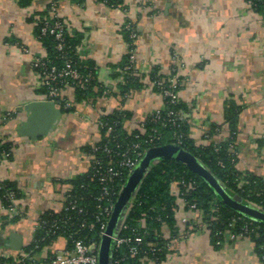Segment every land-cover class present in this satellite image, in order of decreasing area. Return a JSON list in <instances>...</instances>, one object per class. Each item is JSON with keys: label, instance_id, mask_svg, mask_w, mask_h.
<instances>
[{"label": "crops", "instance_id": "obj_1", "mask_svg": "<svg viewBox=\"0 0 264 264\" xmlns=\"http://www.w3.org/2000/svg\"><path fill=\"white\" fill-rule=\"evenodd\" d=\"M52 1L22 5L19 0H0V138L13 144V156L0 160V180L16 185L21 211L18 218L7 211L0 215V259L19 262L30 256L42 264L67 246L59 237L33 255L24 252L40 216L50 209L62 210L68 180L90 168L92 156L86 149L102 137L98 120L122 110L128 115L124 129L131 132L164 108V97L149 79L155 68L164 78L176 73L179 101L187 107L183 114L196 144H206L204 131L212 124L221 127L210 143L226 140L225 102L231 99L241 106L237 168L264 178V17L246 0H116L117 5L55 0L68 34L80 40L79 58L97 68L95 91L103 88L83 101H76L73 87L66 88L67 98L73 100L71 110L47 98L33 65L35 57L47 54L36 29L45 13L50 15ZM128 22L137 31L134 71L143 85L123 94L122 63L130 53L124 32ZM38 100L51 102L53 121L44 135L31 136L22 131L31 116L28 105ZM178 205L179 234L171 239L161 264H263L251 237L233 238L227 232L216 246L200 212L186 210L181 198ZM189 222L199 225L187 229ZM170 235L165 230V236Z\"/></svg>", "mask_w": 264, "mask_h": 264}, {"label": "trees", "instance_id": "obj_2", "mask_svg": "<svg viewBox=\"0 0 264 264\" xmlns=\"http://www.w3.org/2000/svg\"><path fill=\"white\" fill-rule=\"evenodd\" d=\"M30 1L19 0L22 5H27ZM103 1L110 5L118 4L116 0ZM252 1L253 9L264 17V0ZM47 14L48 12L45 13V16L48 17ZM43 26L44 19H41L37 25L36 35L46 48V64L61 67L69 58L76 64L82 74L91 77V80L84 87H80L70 80L69 85L75 90L76 101L87 100L96 93H102L103 88L100 87L98 92L95 91V87L98 85L95 64L92 61H82L78 56L79 38L70 36L67 33L63 41L64 48L60 50L57 48L58 41L53 35L42 34ZM124 32L131 51L134 49L136 38H133L132 31L125 27ZM134 32L137 34L135 27ZM130 64L131 53L125 56L122 68L125 70V67ZM142 79V76L134 71L133 66L129 70H125V83L121 86V93L127 94L132 89L140 87L143 85ZM149 79L152 82L162 80L166 86L168 85L167 78L159 74L157 68L149 74ZM41 87L46 89L44 86ZM153 87L156 91L161 92L157 84ZM180 88L181 84L179 82L176 90ZM164 101L165 110L162 117L165 119L155 120L152 115H149L145 121L146 132L144 133H140L138 129L131 132L124 129L123 122L128 115L122 110L101 117L107 126L101 128L102 137L95 144L99 148L94 150V146H92L86 149L92 156L90 168L87 172L68 180L67 183L70 186L68 194L70 196L64 203L62 210L50 209L40 216L33 240L27 245L24 252L33 255L32 253L40 252L59 237H64L67 240L68 247L72 246L75 239H82L87 244L90 242L100 243L101 222L97 216L105 203V198L100 199L104 183L100 181L98 166L95 165L94 159L102 161L100 171L103 170L104 172V165L109 159L107 154L103 152L104 146L122 152L138 143L140 150L145 152V150L156 146L171 143L178 144L191 152L208 168L227 193L264 210V178L253 174H242L237 168L238 160L235 148L238 136V119L242 111L241 106L231 99L225 102L224 122L227 124L229 136L224 141H213L208 145H204L196 144L189 136L190 125L186 119H178L175 124L167 121L169 112H183L186 111L187 107L180 101L171 103L170 98L166 96ZM59 102L64 110L72 109V107L66 108L64 101ZM109 126H112L113 130L109 136H106ZM220 127L219 124H212L210 129L212 135ZM154 135L157 136L153 137ZM12 150V142L3 141L0 138V159L2 152L10 153L9 158H11L13 156ZM129 154L131 157L133 156L132 150L129 151ZM126 175L127 171L125 170L124 179L117 176L112 182H109L113 190L119 191L122 183L126 182ZM174 184L178 186L180 191L177 195L173 193ZM10 192L20 198V191L13 182L0 180V198L3 204H8L7 194ZM180 198L187 203L185 205L186 210L191 209V204H196L195 210H198L201 214V223L202 225H208L207 229L210 231L212 242L216 246L221 244L227 232L238 236L245 227L246 222L258 227L259 235L251 233L248 236L255 241L257 252L260 255L259 245L264 236V222L249 218L224 204L209 183L182 162L175 159H163L151 163V167L144 175L132 198L133 202L124 216L127 228L121 227L118 231L121 236L134 237L139 234L144 237L142 244L139 246V254L131 257L129 255V245H123L120 248L113 249V259L120 260L121 264H148L150 261L161 264L164 262L170 251L168 244L171 239L179 234L177 213L179 210L178 199ZM72 204L75 207H72ZM65 207L69 208L66 209ZM19 216L20 214L14 215L13 218ZM235 218L237 220L233 221ZM198 225L189 222L187 229H195ZM165 230L171 231L170 238L165 236ZM151 248H155V250L152 251ZM0 264L38 263L27 256L25 259L21 257L19 262L2 258Z\"/></svg>", "mask_w": 264, "mask_h": 264}, {"label": "built area", "instance_id": "obj_3", "mask_svg": "<svg viewBox=\"0 0 264 264\" xmlns=\"http://www.w3.org/2000/svg\"><path fill=\"white\" fill-rule=\"evenodd\" d=\"M246 1L248 5L253 9V1L252 0H246ZM48 10L50 12V15L48 17L43 18L44 26L42 27V34L53 35L54 38L58 41L57 48L62 50L64 48V43H63L64 38L68 33L67 25L58 15V3L55 0L51 2ZM124 27L132 31L133 38L137 37V34L134 32V27L131 23H126ZM21 47L24 50V52L29 51L27 48L23 46ZM130 53H131V64L127 65L125 67V70H129L132 66L134 67V51L131 50ZM46 58H47V54H44L42 56L35 57L33 61V65L36 70L40 86H44L46 88L47 98L49 100L64 101L66 108L72 107L73 100H70V98H67L66 96V88L71 87L69 85L70 80L73 81L74 84L80 87H84L91 80V77L89 75L82 74L78 70L76 64L73 63L72 60L69 58L66 59L64 65L61 67L53 64L47 65ZM166 82L168 83L167 86L164 84V81L162 80L161 81L156 80L152 82V84L153 86L157 84L160 87L161 89L160 94H162L164 98L165 96L169 97L171 103H177L179 101V92L176 89L179 85V80L177 78L176 73H173L171 77L167 78ZM164 110H165V106L163 109L156 110L155 112L149 115H152L155 120H163L165 119L162 117V113ZM146 119L143 122H141L137 128L140 133L146 132V127H145ZM167 119L168 122H172L173 124H175L176 120L185 119V118L183 112L179 111V112H169ZM98 125L100 126V128L107 126V124L104 122L102 118L98 120ZM112 130L113 127L109 126L108 131L106 132V136H109ZM157 135H154L153 137H156ZM211 138H212L211 131L205 130L204 140L206 141V144L204 145L210 144ZM98 148H99L98 146L94 145V150H97ZM130 150H132L133 152L132 157L129 154ZM146 151L147 150H145V152L144 150H140V145L138 143L133 144L130 148L122 152L117 150H112L108 146H104L103 152H105L109 157L108 162L104 165L105 167L104 172L103 170L100 171L102 168L100 166L102 161L98 159H94L95 165L98 166V174L100 181L104 183L100 199L105 198V203L101 207V211L97 216L98 220L101 222V237L105 233L106 227L108 225V222L110 221L119 194L124 186V183H122L119 191H115L113 190L112 186L109 185V182H112L114 178L117 176L121 179H124L123 175L125 170L127 171L125 180H127L130 172L141 161ZM9 154L10 153L8 152H2L0 160L8 159ZM173 191L174 194L176 195L180 193L179 188L176 184L173 185ZM69 196L70 195L67 192L64 198L65 202L67 201ZM7 200H8V204L2 203L0 206V215L5 211H7L12 216L19 215L21 213L20 198H17L14 193L10 192L7 194ZM181 200L183 201V199ZM132 202L133 199L131 200L128 208L131 206ZM183 204L185 206L187 203L183 201ZM71 206L75 207L74 204H72ZM190 207L191 209L195 210L196 204H191ZM65 208L68 209L69 207H65ZM236 220L237 219L235 218L233 221ZM207 226H208L207 224H204V227L207 228ZM121 227L127 228L124 219L121 222L118 231L120 230ZM118 231L113 236L114 248H120L123 245H129V255L131 257H134L137 254H139V246L142 244L144 237L140 236L139 234H136L134 237L121 236L118 234ZM251 233L259 235L258 227L256 226L254 227L250 222H246L245 227L243 228L241 233L238 234V236H248V234ZM231 236L233 238L237 237V235L234 233H232ZM168 245L170 248L171 244L169 243ZM98 249H99V243L97 242H90L87 244L82 239H75L73 240L71 247L68 246L64 247L59 252H57V254L53 259L48 260L42 264H98ZM151 250L154 251L155 248H151ZM259 250L261 252L259 256L262 260V263L264 264V236L262 242L259 245ZM25 257L27 256H24V259ZM112 264H121V261L118 259L114 260L112 258Z\"/></svg>", "mask_w": 264, "mask_h": 264}, {"label": "water", "instance_id": "obj_4", "mask_svg": "<svg viewBox=\"0 0 264 264\" xmlns=\"http://www.w3.org/2000/svg\"><path fill=\"white\" fill-rule=\"evenodd\" d=\"M50 101L38 100L28 105L31 116L23 128V133L31 136H41L53 121V111ZM175 159L182 162L193 172L201 176L217 193L220 200L238 211L239 213L257 221L264 222V210L244 202L240 198L227 193L214 174L206 168L191 152L178 144H166L148 149L141 161L130 172L124 186L119 194L110 221L102 235L98 249V264H112V253L114 249L113 236L117 233L121 222L127 212L128 206L134 197L144 175L156 160Z\"/></svg>", "mask_w": 264, "mask_h": 264}, {"label": "rangeland", "instance_id": "obj_5", "mask_svg": "<svg viewBox=\"0 0 264 264\" xmlns=\"http://www.w3.org/2000/svg\"><path fill=\"white\" fill-rule=\"evenodd\" d=\"M185 118V117H184ZM186 119V118H185ZM173 193H174V191H173ZM239 237V236H238Z\"/></svg>", "mask_w": 264, "mask_h": 264}]
</instances>
